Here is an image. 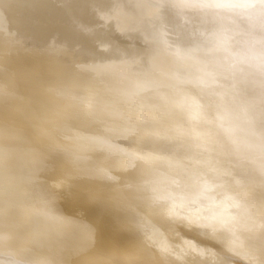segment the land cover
<instances>
[{"label":"bare ground","instance_id":"bare-ground-1","mask_svg":"<svg viewBox=\"0 0 264 264\" xmlns=\"http://www.w3.org/2000/svg\"><path fill=\"white\" fill-rule=\"evenodd\" d=\"M0 264H264V0H0Z\"/></svg>","mask_w":264,"mask_h":264}]
</instances>
